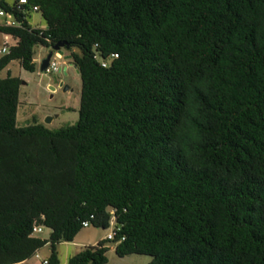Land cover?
<instances>
[{
	"label": "trees",
	"instance_id": "16d2710c",
	"mask_svg": "<svg viewBox=\"0 0 264 264\" xmlns=\"http://www.w3.org/2000/svg\"><path fill=\"white\" fill-rule=\"evenodd\" d=\"M29 3L45 26L31 9L0 24L15 39L0 55V264L45 245L60 264L58 243L112 216L114 238L65 264H105L106 241L145 264H264V0ZM59 41L81 79L78 118L20 126L21 78L1 71H35L34 47Z\"/></svg>",
	"mask_w": 264,
	"mask_h": 264
},
{
	"label": "rangeland",
	"instance_id": "374dc122",
	"mask_svg": "<svg viewBox=\"0 0 264 264\" xmlns=\"http://www.w3.org/2000/svg\"><path fill=\"white\" fill-rule=\"evenodd\" d=\"M29 22L33 26H45L43 17L37 12H32ZM49 50V47L42 45L34 47V60L37 62V68L33 72L22 68L17 60H12L1 71L2 76L9 73L21 78L17 111V124L20 126L31 123L35 118L49 128L56 129L72 124L78 118L81 93L80 76L76 69L68 63L69 60L66 58L68 52L65 49H62L60 56L54 55L57 61L56 71L41 72L39 61ZM65 85L68 86V89H64ZM47 116H53L50 122H45ZM109 229L94 226L83 227L72 242L58 243L56 249L61 263L78 248L95 244L98 240L105 238ZM50 231L49 227L43 226L42 231L34 235L47 238ZM106 243L108 250L106 251L107 262L105 264H145L151 260V255L143 253L119 256L114 251V243L112 241H106ZM46 250V248L42 249L40 254L44 255ZM37 260L38 258L33 259L32 262Z\"/></svg>",
	"mask_w": 264,
	"mask_h": 264
},
{
	"label": "built area",
	"instance_id": "2783aa9c",
	"mask_svg": "<svg viewBox=\"0 0 264 264\" xmlns=\"http://www.w3.org/2000/svg\"><path fill=\"white\" fill-rule=\"evenodd\" d=\"M3 0H0V24L1 25H5V26H20L21 22L16 19V13H21V14H26L30 9L32 10L31 12H35L38 10L37 5H30L29 0H5L9 3V5H11V9L12 11H8L6 10L2 5L1 2ZM31 7V8H30ZM29 9V10H28ZM24 16V15H23ZM15 42V39L10 35V34H6V33H0V53L1 54H5L8 52L9 47ZM62 54V53H61ZM54 55H57V52H54L52 57L49 60L48 66L45 69L44 72H53L57 70V61L54 57ZM112 55H116V54H112ZM60 56V55H57ZM67 58V56H66ZM106 60H103L101 62V64L103 66L107 65ZM40 63V61H39ZM111 214H113V211H110ZM92 217V215H91ZM82 226L83 227H88L91 226V222L89 219H85L82 221ZM42 225H36L34 224L32 226V234L34 235L35 233H39L42 231ZM109 231L107 232L105 238L106 239H113L116 231L119 229L118 227H116L114 225V217H111L110 220V227H109ZM123 238V237H122ZM34 256L37 257L38 253L37 251L34 253ZM46 263V258H43L41 260V264H45Z\"/></svg>",
	"mask_w": 264,
	"mask_h": 264
},
{
	"label": "water",
	"instance_id": "95a60500",
	"mask_svg": "<svg viewBox=\"0 0 264 264\" xmlns=\"http://www.w3.org/2000/svg\"><path fill=\"white\" fill-rule=\"evenodd\" d=\"M66 44L65 42L63 41H59V42H56L55 44H53L50 48V50L48 51V53L40 60V63H39V70L41 72H44L45 69L47 68L48 66V63H49V60L50 58L52 57L53 53L54 52H57V55H60L62 53V47L63 45ZM71 65L75 67V65H73L71 63ZM76 71L78 72V70L76 69ZM62 84V83H61ZM64 89H68V86L65 85L64 86ZM53 116H47L46 119H45V122H50L52 120Z\"/></svg>",
	"mask_w": 264,
	"mask_h": 264
},
{
	"label": "crops",
	"instance_id": "0c3cea01",
	"mask_svg": "<svg viewBox=\"0 0 264 264\" xmlns=\"http://www.w3.org/2000/svg\"><path fill=\"white\" fill-rule=\"evenodd\" d=\"M69 63V62H68ZM70 65H71V63H69ZM77 235V234H76ZM76 235H75V237H76ZM75 237L73 238V240L75 239ZM45 238V237H44ZM72 240V241H73ZM71 241V242H72ZM47 249L46 250V253L44 254V255H41L40 254V251L42 250V249ZM80 248H78L77 250H75V252L74 253H76L78 250H79ZM49 251H50V247L48 246V245H45L44 247H42L41 249H39V250H37V253H38V256L37 257H35L34 255L32 256V257H30L29 259H27V260H24V261H22V262H20V263H17V264H41V260L43 259V258H46L47 256H48V254H49ZM73 253V254H74ZM72 255V254H71ZM38 258V260L35 262H32V260L34 259H37ZM40 258V259H39ZM68 259V258H67ZM67 259L63 262V263H61V261H60V264H65L66 263V261H67Z\"/></svg>",
	"mask_w": 264,
	"mask_h": 264
},
{
	"label": "clouds",
	"instance_id": "9594fccd",
	"mask_svg": "<svg viewBox=\"0 0 264 264\" xmlns=\"http://www.w3.org/2000/svg\"><path fill=\"white\" fill-rule=\"evenodd\" d=\"M66 56H68V55H66Z\"/></svg>",
	"mask_w": 264,
	"mask_h": 264
}]
</instances>
